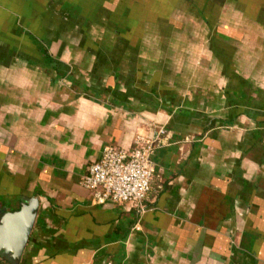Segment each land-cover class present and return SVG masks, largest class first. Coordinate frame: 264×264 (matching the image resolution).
Returning <instances> with one entry per match:
<instances>
[{"label":"crops","instance_id":"crops-1","mask_svg":"<svg viewBox=\"0 0 264 264\" xmlns=\"http://www.w3.org/2000/svg\"><path fill=\"white\" fill-rule=\"evenodd\" d=\"M160 128L144 208L91 202ZM30 198L15 264H264V0H0V214Z\"/></svg>","mask_w":264,"mask_h":264},{"label":"built area","instance_id":"built-area-1","mask_svg":"<svg viewBox=\"0 0 264 264\" xmlns=\"http://www.w3.org/2000/svg\"><path fill=\"white\" fill-rule=\"evenodd\" d=\"M163 133L160 128L155 137L138 134L132 148L104 145L99 158L79 176L91 202H127L143 209L153 178L152 151L157 135Z\"/></svg>","mask_w":264,"mask_h":264},{"label":"water","instance_id":"water-1","mask_svg":"<svg viewBox=\"0 0 264 264\" xmlns=\"http://www.w3.org/2000/svg\"><path fill=\"white\" fill-rule=\"evenodd\" d=\"M36 211L37 201L35 198H30L25 204H22L18 211L3 210L0 214V253L14 264L21 257L25 248ZM25 216L29 217V220L22 233L20 222Z\"/></svg>","mask_w":264,"mask_h":264},{"label":"rangeland","instance_id":"rangeland-1","mask_svg":"<svg viewBox=\"0 0 264 264\" xmlns=\"http://www.w3.org/2000/svg\"><path fill=\"white\" fill-rule=\"evenodd\" d=\"M68 59V58H67ZM70 59V58H69ZM81 68V67H80ZM83 73H84V76H87L89 75V69H86V70H83ZM252 86L250 85H246L245 89L248 91V92H251L252 91V94L254 95L253 91H254V87L253 86H256V84H251ZM68 86V85H67ZM73 88L71 86V84L69 85V88ZM58 91V90H57ZM26 246V245H25ZM14 262L10 261L9 259L5 258L2 256V253H0V264H13Z\"/></svg>","mask_w":264,"mask_h":264},{"label":"bare ground","instance_id":"bare-ground-1","mask_svg":"<svg viewBox=\"0 0 264 264\" xmlns=\"http://www.w3.org/2000/svg\"><path fill=\"white\" fill-rule=\"evenodd\" d=\"M28 220H29V217H24L23 220H21L20 222V229L22 231V233L24 232L25 228H26V225L28 223Z\"/></svg>","mask_w":264,"mask_h":264},{"label":"trees","instance_id":"trees-1","mask_svg":"<svg viewBox=\"0 0 264 264\" xmlns=\"http://www.w3.org/2000/svg\"><path fill=\"white\" fill-rule=\"evenodd\" d=\"M240 93H242L240 90H237V91H236V95H238V96H239V95H240ZM242 95H243V93H242ZM243 111H244V110H243ZM246 112H247V113H249V111H248V110H247Z\"/></svg>","mask_w":264,"mask_h":264}]
</instances>
